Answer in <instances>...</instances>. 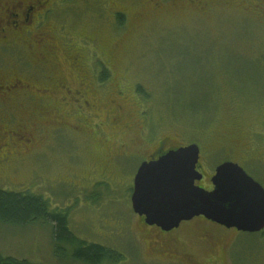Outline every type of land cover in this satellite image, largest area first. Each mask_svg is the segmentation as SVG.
<instances>
[{
  "label": "rangeland",
  "instance_id": "1",
  "mask_svg": "<svg viewBox=\"0 0 264 264\" xmlns=\"http://www.w3.org/2000/svg\"><path fill=\"white\" fill-rule=\"evenodd\" d=\"M115 1L114 6L128 12L123 26L114 21L105 0H75L76 5L59 8L51 21L66 39L58 35L56 57L48 55L40 70L33 58L36 47L17 43L0 54L4 74L64 73L68 82L79 58L94 104L91 112L84 108L86 118L77 119L67 115L76 105L61 102L66 94L58 89L12 96L6 103L16 116L26 106H33L29 120L57 109L82 132L69 133L67 127L35 133L33 147L4 166L0 188L41 195L51 210L67 213L78 238L123 257L101 264H170L143 242L141 221L130 200L136 170L162 138L169 145L199 144L204 187H209L215 167L227 160L238 162L264 186V166L258 159L264 160V16L216 2L206 12L188 5L165 6L137 21L136 0ZM102 67L107 79L94 86L89 80ZM118 89L128 99L121 102V113L118 108L115 113L111 102ZM4 112L1 102L0 116ZM140 135V154L114 160L121 143L135 149L130 139L139 140ZM53 229L50 222L18 225L0 219V257L31 264H88L58 259ZM226 236L236 242L238 237L234 258L223 253L221 241L191 251L204 264H256L253 252L264 255V236L238 232L236 237L232 231Z\"/></svg>",
  "mask_w": 264,
  "mask_h": 264
},
{
  "label": "flooded vegetation",
  "instance_id": "2",
  "mask_svg": "<svg viewBox=\"0 0 264 264\" xmlns=\"http://www.w3.org/2000/svg\"><path fill=\"white\" fill-rule=\"evenodd\" d=\"M216 2L240 6L246 11L254 10V12H258L264 16V0H136L135 3L138 4L139 8L134 13V16L139 21L145 18L148 13L155 12L165 6L177 7L188 5L206 12ZM66 4L76 5L75 0H0V54H2V51L10 48V46L17 45V43L26 44L29 48L36 47L33 52V58L36 61L35 65L39 66L40 70V66L46 61L48 55H52L53 58L56 57L54 40L58 39V35L61 36L59 34L61 30L53 25L51 19L57 15L58 9H61ZM114 5H116L115 0H105V6L110 10L114 21L118 26H123L125 21H128V12L125 8H118ZM118 19L121 20L120 23ZM61 37L63 40L66 39V36ZM69 49L71 48H67V50ZM74 64L73 70H76V72L72 76V82L67 81L68 79L65 78L64 73L49 75L48 73L44 74L42 71H36L37 74L34 76H27L26 74L17 72L7 75L0 69V103L3 102L6 107V112L0 116V123L2 124V130L0 128V178L4 176L3 169L5 165L12 159L21 157L22 154L27 153L33 147V139L36 138L35 133H42L45 130L64 131L67 127H69V133L78 134L82 132L81 126L78 123L72 125L66 120L67 115L71 116L72 114L77 119H84L86 118L84 116V108L91 112L94 104L89 101V97L87 96L89 90L85 89L86 74L79 58L75 57ZM106 71L107 69L102 67L100 75L93 72L92 75L94 77L89 82L92 81L94 86L101 82L103 84V81L107 79ZM104 72L106 77L101 78V74ZM118 87L120 88V84ZM56 89L66 94L60 100L61 102L76 105L67 115L58 113L57 109H52V114H44L41 111L42 113H39L37 120L34 118L29 120V113H32L31 109L33 106H26L21 112L20 117H18L15 115L12 107L6 103L12 96L21 95L22 93L28 94L29 92H34L39 95H45L44 92L55 91ZM116 95L111 97V102L116 104L114 107L115 113H117V108L119 113H121L124 110L121 102L128 101V99L123 96L121 89L116 90ZM114 97H118V99H113ZM42 116L45 117L44 121H41ZM143 133L144 131L142 130L140 134ZM143 140L142 135H140L139 140L136 138L130 139L135 149L128 148L126 142L121 143L122 149L120 153L114 156V160L117 161L118 158L132 153L140 154L141 141ZM168 143L169 141L167 140L159 139L142 161L158 158L162 153L181 146L169 145ZM258 159L264 166V160ZM197 169L201 171L199 165ZM211 176L209 177L210 185L206 187L207 189L213 188ZM4 178H7V175ZM255 180L258 181L257 179ZM200 181H196V184H200ZM137 216L141 221L140 226L144 231V244L149 246L154 256L162 258L164 262H169L170 264H204L203 259L194 254L191 249L192 247H200L201 245L210 246L215 241H221L222 245L220 248L223 253L228 258H234L238 254V251H236L238 248V232L264 236V228L254 232L243 231L236 227H227L203 215L183 220L177 227L169 230H164L155 224H148L144 221V216L138 214ZM229 231L234 232L237 242L234 241V238L226 236ZM189 233L197 234V236L190 234L189 238ZM234 252H236L235 256ZM253 254L257 261L256 264H264V255L260 257L257 252H253ZM232 263V261L231 263L226 261L223 264Z\"/></svg>",
  "mask_w": 264,
  "mask_h": 264
},
{
  "label": "water",
  "instance_id": "3",
  "mask_svg": "<svg viewBox=\"0 0 264 264\" xmlns=\"http://www.w3.org/2000/svg\"><path fill=\"white\" fill-rule=\"evenodd\" d=\"M199 159V145L190 143L141 162L131 194L134 212L164 230L199 215L243 231L263 229L264 187L239 163L227 160L216 166L213 188L207 189L196 184L203 177Z\"/></svg>",
  "mask_w": 264,
  "mask_h": 264
},
{
  "label": "trees",
  "instance_id": "4",
  "mask_svg": "<svg viewBox=\"0 0 264 264\" xmlns=\"http://www.w3.org/2000/svg\"><path fill=\"white\" fill-rule=\"evenodd\" d=\"M119 23L121 22L118 19ZM105 72L101 78H105ZM0 219L18 225L29 222H50L53 226L54 255L58 259L76 260L88 264H101L104 261L118 262L122 255L107 246L89 243L78 238L69 227L67 213L51 210L48 200L28 191H12L0 188ZM71 247L67 253V247ZM122 257V258H121ZM4 258V257H3ZM70 258V259H69ZM31 264L27 259L0 257V264Z\"/></svg>",
  "mask_w": 264,
  "mask_h": 264
}]
</instances>
